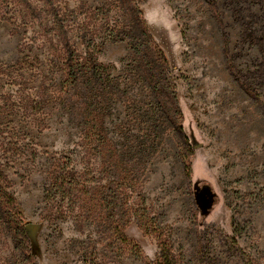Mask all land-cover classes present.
Masks as SVG:
<instances>
[{"label": "rangeland", "instance_id": "374dc122", "mask_svg": "<svg viewBox=\"0 0 264 264\" xmlns=\"http://www.w3.org/2000/svg\"><path fill=\"white\" fill-rule=\"evenodd\" d=\"M135 1L168 60L182 128L193 149L191 188L206 191L212 200L206 211L194 215L181 165L166 152L145 167L146 205L174 249L184 254L185 264H242L249 259L264 264V115L225 66L221 38L230 33L233 47L235 34L225 22L217 25L204 0ZM101 6H106L107 15L89 13ZM51 9L64 19L68 38L80 53L104 42L98 60L112 64L118 76L130 61L127 44L106 37L107 24L112 27L123 18L107 0H0V168L6 178L1 183L15 199L37 264H89L85 250L89 258L110 257L93 250L89 240L97 238L96 228L85 224L81 231L73 218L44 217L43 192L52 157H69L81 168L89 152L81 125L57 98ZM40 90L50 102L35 111L32 100ZM130 202L141 206L135 195ZM124 233L138 245L140 257L129 252L120 262L99 264L155 259V237L134 218ZM198 234L210 252L208 261L201 263L196 259ZM11 253L0 229V258Z\"/></svg>", "mask_w": 264, "mask_h": 264}, {"label": "trees", "instance_id": "16d2710c", "mask_svg": "<svg viewBox=\"0 0 264 264\" xmlns=\"http://www.w3.org/2000/svg\"><path fill=\"white\" fill-rule=\"evenodd\" d=\"M221 26L232 29L221 38L225 66L264 115V0H204ZM122 14V20L105 29L111 41L125 42L130 61L123 75L113 73V65L98 60L104 42L88 45L80 53L71 44L67 24L58 11L51 9V27L56 44H51V62L59 71L58 100L81 125L86 162L77 168L69 157H52L47 173L43 201L45 218H73L79 230L85 224L96 228L97 238L90 239L93 250L110 255L100 260L120 262L127 253L140 257L138 245L128 239L125 226L134 218L157 241L158 252L145 264H185L181 250L174 249L163 226L146 205L142 187L146 165L170 152L182 168L183 184L196 211L204 212L212 203L206 191L191 188L193 149L182 128V112L176 99L175 85L168 60L151 36L135 0H107ZM106 6L89 10L91 15H107ZM36 60L39 59L36 57ZM43 89V88H42ZM39 99V100H38ZM33 99L35 111L50 101L39 92ZM119 121L113 126L114 121ZM116 130V131H115ZM116 132V133H115ZM119 135V139H116ZM6 180L0 168V229L10 242L12 253L2 256L0 264H37L31 251L26 226L12 194L2 185ZM135 198L141 206L131 205ZM233 234L238 236L237 229ZM230 241L235 247V241ZM237 249V248H236ZM210 252L197 236L196 259L208 261ZM250 260V259H249ZM243 260L242 264H252Z\"/></svg>", "mask_w": 264, "mask_h": 264}]
</instances>
